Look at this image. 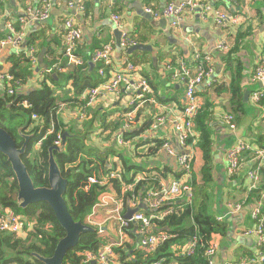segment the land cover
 I'll return each mask as SVG.
<instances>
[{
    "label": "crops",
    "instance_id": "crops-1",
    "mask_svg": "<svg viewBox=\"0 0 264 264\" xmlns=\"http://www.w3.org/2000/svg\"><path fill=\"white\" fill-rule=\"evenodd\" d=\"M183 1L187 0H0V39L7 35L6 26L8 24H14L15 30L24 35V40L18 49L7 48L0 51V72L2 74L9 73L13 67L10 61L13 56L28 58L31 76L27 77L24 82L18 78L21 86L16 89V94L24 95L38 90L45 80V83L56 91L59 98L58 103H61L60 101H77L78 107H73L70 110L66 105L59 106L58 104V110L61 106L65 107L58 114L67 125V119L71 123L73 119L78 120L76 115L77 109L80 107L81 99L79 97L87 90L81 95L75 96L71 81L58 84V73L64 76L68 69L78 68L81 69L82 77L89 75L94 81L99 82L97 86H100L112 75L120 72L123 59L126 57L123 56L122 48L116 46L115 30L121 33L120 37L122 34H127L135 39V44L149 46L150 52L135 51L130 54L134 55L129 60L126 58L137 70L136 77L139 76L146 80L151 90L153 89L149 97L154 96L147 100L150 102L149 105L145 107L149 103L147 102L139 107L136 113L137 116L139 115L138 121L135 122L132 129H140L143 123L150 122V118L154 120L159 116L163 117L166 122L156 132H150L148 129L147 134H142L136 139L123 140L127 144L119 146L117 139L119 136L123 137L124 133L122 118L119 120L121 124L116 132L111 134V126L104 130L105 132L102 134L104 139L100 138L99 145L104 152L109 148V141L115 143L116 151L122 155L125 152L128 153L124 154L125 158L131 161V166L139 169L137 174H146L150 180L149 186L159 189L161 185L168 186L171 181L179 180L183 175L177 165L176 156L170 155L164 147L154 151L155 146L152 141H161L175 153H186V150L182 151L178 146L174 133L175 125L180 123L178 117L184 104L185 87L177 79V69L183 60L178 57L177 66L174 68L169 65L171 58L178 51L186 55L184 56L187 57L186 60L191 57L190 62H192L194 53L200 57H209L212 73L209 78L204 79L196 87V96L201 106L212 114V119L209 122L205 121L204 130L200 131L194 125L192 137L187 141L188 153L193 156L192 177L189 181L194 177L197 186H202L198 194L196 193L197 195H195V188L193 190L196 203H204L205 209L212 213L216 219L220 218L226 223V237L217 236L218 249L214 264H240L250 261L257 253L255 236L245 234L254 226L251 212L258 201L257 193L256 196L254 193L256 190L250 189L249 181L246 178L248 172L253 168L255 159L252 152H244L238 172L229 177L226 171V153L240 141L258 149H264V98L260 105H254L250 100V95L254 88H261V85L253 86L249 83L251 73L255 70L260 58L264 56V0H240L238 5H234L231 0H193L201 7L185 12L178 30L169 29L168 19L154 20L144 13L145 9L161 11L168 3ZM46 3L49 4L47 19L43 21L31 20L30 12L41 9ZM134 3L141 5L142 14L134 7ZM206 6L221 10L231 17L238 16L239 20L236 23H229L227 27L219 26L214 22L211 13L203 15L205 13L203 9ZM113 15L120 17L121 29L115 26L112 20ZM67 17L73 18L81 30L82 36L77 47V54L83 59L84 65L56 71L53 67L63 64L65 60L63 21ZM20 18L25 19V24L18 22ZM185 38L189 42L184 41ZM221 42H224L228 47V51L223 54L217 51V45ZM108 44L113 45L110 64L107 65L105 76L100 77L98 75L99 65L91 61V54L96 49ZM231 47L233 49L229 51ZM124 53L128 55L127 50ZM143 53L145 55H142ZM41 54L43 67H40L39 61ZM20 62L24 67L25 63ZM186 66L189 69L193 68L191 65L186 64ZM85 67L86 70H84ZM240 68L241 70H239ZM41 74L42 76L39 78ZM44 76L48 82L43 79ZM51 79H55L56 84L52 83ZM0 89L4 90L1 83ZM233 91L238 92L236 96H233ZM246 93H248L247 100L244 99ZM123 98L126 97L123 96ZM232 100L236 105L231 104ZM116 101L121 100L111 99L96 103L87 111L84 127L81 130L92 136L95 134V127H99L98 123L101 118L105 117V123L108 122V125L110 122L118 121L123 106L120 107L121 104ZM238 101H242V105ZM109 102H112L115 109L112 116L108 118L104 113V107L106 104H111ZM117 115L118 117L115 118ZM228 115L233 117L235 124L233 131L223 120ZM72 128L75 132H79L76 127ZM202 132L210 134L207 164L200 147ZM105 137H108L109 141L105 140ZM144 139L148 141L143 143ZM135 145L139 146L135 147ZM129 150H134L135 155ZM196 155L200 161L198 168H195ZM115 160L119 161V158L114 156L110 158L112 164H116ZM119 165L121 167L120 161ZM206 167L208 168L207 172L205 171ZM260 173L261 181L258 186L264 184V164ZM103 196L108 201V205L100 206L98 211H105L114 206L112 197L116 194L111 187L102 193L96 204L99 202L100 205V199ZM143 196V193H139L135 197L134 205L124 202L123 218L129 210L135 209L141 204L145 206ZM175 202L179 205L185 204L186 196H180ZM237 203H243L239 211L229 208V205ZM138 212L148 213V210L139 209ZM100 215L104 217L102 213ZM186 243L174 245L172 251L183 248Z\"/></svg>",
    "mask_w": 264,
    "mask_h": 264
},
{
    "label": "trees",
    "instance_id": "trees-1",
    "mask_svg": "<svg viewBox=\"0 0 264 264\" xmlns=\"http://www.w3.org/2000/svg\"><path fill=\"white\" fill-rule=\"evenodd\" d=\"M129 38L135 41L134 38ZM30 43H32V40H30ZM232 49L233 47L229 51ZM122 53L128 60L134 55L128 56L123 50ZM142 55L145 54L143 53ZM184 56L186 55L182 52H176L173 54L169 65L175 68L177 66V58L181 57L185 61V64L194 67L195 62H190L191 57L186 60L187 57ZM10 61L13 67L10 69L9 74L14 79L18 80L19 78L24 82L27 77L31 76L30 60L28 58L24 56L16 58L13 56L10 58ZM20 61L25 63L24 67ZM100 67H103V65H99ZM86 69L85 67L84 70ZM104 69L106 70V67ZM228 69H230V66H228ZM57 77L59 80L58 84H61V82H72L75 96H79L86 90L96 87L99 83L94 81L89 75L82 77L81 69L78 68L68 69L64 76L58 73ZM54 80L51 79V82L56 84ZM237 82L239 83V81ZM237 93V91H233V96H236ZM58 100L56 91L52 90L45 83V80H43L40 89L24 95L15 93L14 96L10 97L4 90L0 89V127L13 138L17 148H20L24 143L22 135L30 136L21 160L27 168L35 188L48 186L49 151L55 148L54 142L58 134H61L62 137L64 134H67L62 151L55 150L52 153L62 177L68 182L63 198L69 215L74 222L86 224V217L91 213L93 206L97 203L102 193L107 191L108 187H111L116 195H121V184L118 180H111L104 186L98 184L88 186V178L93 176L106 177L109 172L115 170L116 165L110 162V158L113 156L119 158L121 162L123 180L126 183L132 181L131 176H135L139 172V169L131 166V161L125 158V155L128 154L127 152L124 153L125 155H122L116 151L115 143H111L108 137H105V140L109 141V148L104 152L102 150L93 151L86 148L85 140L87 135L73 131V128L69 124L66 125L60 119L58 114ZM24 102L29 104V108H23L22 103ZM60 102L74 103L73 101ZM238 102L242 105V101ZM149 104L150 102L145 107ZM231 104L233 106L236 105L233 100ZM124 113L122 111L121 116L117 119L118 121L110 122L108 125V127L111 126V134L119 128L121 124L119 120H122ZM33 115L40 121L39 124L31 119ZM138 117L139 115L136 116V123ZM210 119H212V114L209 110L207 111L206 108L201 106L196 114L194 124L201 131V129L204 130L205 121L209 122ZM105 120L106 118L103 117L99 122V131L97 133L100 136L99 138H101V135L107 128L104 126ZM153 121L150 118V122L143 123L140 129L124 131L123 140H132L139 138L142 134H147ZM205 133L207 134L205 135ZM201 136L200 147L207 164L209 160L210 134L208 132H202ZM146 141L148 140L144 139L142 142L146 143ZM37 142H40V146L38 147H36ZM152 143L155 146L154 151L163 147L162 142L159 140H156V142L152 141ZM132 152L135 155V151L133 150ZM205 171H208L207 167ZM149 183L150 180L138 183L132 192L123 195V201L127 203L129 199H136L135 197L139 193L145 194ZM189 183L192 187V199L190 203L179 205L177 202H174L171 206L172 213L162 222H158L155 230L151 229L153 234L162 231L170 239L160 245L154 253H146L137 249L135 238L132 237L134 239L132 245L125 243L123 247L115 249L118 264H151L153 261L160 259L164 260L163 264L209 263L204 254L207 247L206 244L214 236L226 237V223L223 220L218 221L212 213L204 208V203H196V197L194 198V196L198 194L202 186H197L194 177L191 178ZM194 188L196 190L195 195H193ZM263 190L264 184L262 183L254 192L255 196L257 193V200ZM17 193V181L11 165L6 157L0 153V211L10 209L21 217L25 233L22 237L0 233V264H43L37 258L33 257V254H37L43 258L51 257L58 242L65 236V232L56 221L51 208L46 203L39 202L22 209L17 203ZM128 229L133 230L134 226L131 224ZM194 236L199 239V246L192 255L187 256L182 254L181 248L178 251H172L174 245L188 242ZM101 242L97 238L96 233L87 232L82 234L76 247L67 252L63 264H79L80 257L77 256V253L85 250L95 251Z\"/></svg>",
    "mask_w": 264,
    "mask_h": 264
},
{
    "label": "built area",
    "instance_id": "built-area-1",
    "mask_svg": "<svg viewBox=\"0 0 264 264\" xmlns=\"http://www.w3.org/2000/svg\"><path fill=\"white\" fill-rule=\"evenodd\" d=\"M240 0H231L234 5H238ZM72 6V4H70ZM197 7H201L193 0H187L178 3H168L161 11H152L151 9H145L144 13L149 15L152 19L158 20L165 18L169 20V29L178 30L183 15L187 11H192ZM83 10V8H80ZM198 9V8H197ZM49 11V4L46 3L41 9H36L30 12V19L33 21H43L47 19ZM203 15L211 13L214 22L222 27H227L229 23H236L239 20L238 16H229L221 10H215L211 7H204ZM112 20L118 29H121V20L118 15H113ZM25 19L20 18L18 22L25 24ZM64 25V62L59 66H54L56 71H63L67 67H82L84 61L77 54V47L81 41V30L75 24L73 18H65ZM7 35L0 39V51L7 48L18 49L24 40L22 32H17L14 28V24H8ZM184 41L189 42L187 38ZM135 45L127 34H122L120 40V48L123 51ZM113 51V45L108 44L100 49H96L91 54V61L94 64L103 65L98 70L100 77L105 76V67L110 64L111 53ZM217 51L221 54L228 51V47L224 42L217 45ZM192 62H195V66L189 69L186 64L181 62V65L177 69V79L184 85V104L181 109L180 123L174 127V133L177 137L178 146L186 153H175L168 145L163 147L168 151L170 155H175L177 159V165L179 170L182 171L181 179L173 180L168 186H163L159 189L154 186H148L143 196V202L148 210V214L143 212H137L133 214L130 220H126L122 216V208L124 205L123 195L128 192H132L138 183L148 181L146 174L139 173L135 176H131V182L126 183L123 180V171L119 165V161L116 162V169L109 172L106 177L93 176L88 178L87 185L98 184L100 186L107 185L111 180H118L121 184V195L112 197L113 207L105 211H98L100 206L106 207L108 201L103 196L100 199V205L95 204L91 210V213L86 217V225L95 229L97 238L101 240L99 247L95 251L85 250L77 253L80 257L79 264H118V257L115 254V249L123 247L125 242L124 238L128 237V244L132 245L135 238L138 249L146 253H154V251L166 242L170 237L164 232L160 231L155 234L151 232V229L155 228L158 222H162L168 215L172 213V207L169 204L174 203L180 196H186V203H190L192 199V187L190 185V177L192 176V162L193 156L188 153L187 141L192 137L194 130V120L196 114L201 107L197 96L196 87L204 80L209 78L212 73L210 67L209 57H200L197 53H194ZM137 70L135 67L127 61L126 58L122 62V70L115 73L105 83L100 86L92 87L88 89L79 99L80 107L77 109V115L79 119H84L87 111L94 107V105L100 101H109L111 99L121 100L123 96L128 99L127 105L123 106L125 112L122 116L123 124L122 129L124 131H130L135 124L137 111L141 105L149 102V95L152 94V90L146 80L141 77H136ZM0 83L3 85L5 93L12 97L16 93V89L21 86L19 80L9 73L0 72ZM249 83L253 86L261 85V88H254L250 95V100L254 105H260L261 100L264 98V56L260 58L255 70L251 73ZM120 103V101H116ZM112 104V102H109ZM23 108H29L27 102L22 103ZM64 106H61L58 110L62 111ZM72 114V113H71ZM121 116V115H120ZM32 120H36L35 115L32 116ZM225 124L231 131L235 129L233 117L231 115L224 117ZM163 117H157L151 124L149 131L156 132L163 127L165 123ZM117 143L119 146L127 144L123 141L121 136L118 137ZM40 146V142H37L36 147ZM55 147H62V136L58 134L54 142ZM129 149H131L129 147ZM244 152H252L254 155L255 163L251 171L248 172L246 178L249 181V187L251 190H257L259 188V182L261 181V167L264 164V149H258L243 141L238 142L235 146L231 147L226 153V171L229 177L234 176L241 166V156ZM185 178V179H184ZM135 199H129L128 203L134 205ZM243 203L231 204L229 208L233 211H239ZM170 207V208H166ZM103 214L104 217L100 214ZM218 221L222 219H218ZM251 220L254 223L252 229L246 231V235H253L256 239L255 248L257 253L253 259L248 262L240 264H264V190L260 193L258 201L255 204L251 212ZM133 225L134 229L129 230V225ZM112 225L113 230L118 228V235L116 239H112L109 233V227ZM23 222L14 211L10 209H4L0 211V233L11 234L17 237L24 236ZM217 236L206 244L205 256L209 261L208 264H214V258L218 249ZM130 242V243H129ZM199 246V239L194 236L186 245L181 248V253L187 256L192 255L196 248ZM174 249L173 252L178 251ZM164 260H155L151 264H163ZM232 264V263H226Z\"/></svg>",
    "mask_w": 264,
    "mask_h": 264
},
{
    "label": "water",
    "instance_id": "water-1",
    "mask_svg": "<svg viewBox=\"0 0 264 264\" xmlns=\"http://www.w3.org/2000/svg\"><path fill=\"white\" fill-rule=\"evenodd\" d=\"M133 5L137 11L142 14L141 5L139 3H134ZM114 36L116 38V46L119 47L121 33L118 30H115ZM135 51L150 52L151 48L149 46L135 44L127 49V54L130 55ZM41 56L42 54L39 55L40 67H43V64L41 63ZM247 97L248 93L245 94L244 99L247 100ZM66 135L67 134H64L62 137V147H55L49 151L48 186L35 188L27 168L21 160V156L25 152L30 136L22 135L24 143L20 148H17L13 138L0 127V153L6 157L15 175L18 186L17 203L19 207L25 209L31 204L39 202L46 203L51 208L56 221L65 232V236L58 242L51 257L43 258L37 254H33V257L37 258L43 264H63V260L67 252L76 247L82 234L87 232L95 233L94 228L72 220L63 198L68 182L62 177L52 152L55 150L60 152L62 151ZM139 209L146 210V207L141 204L137 208L129 210L124 218L126 220H130L133 214L137 213ZM153 230H155V228H153Z\"/></svg>",
    "mask_w": 264,
    "mask_h": 264
},
{
    "label": "rangeland",
    "instance_id": "rangeland-1",
    "mask_svg": "<svg viewBox=\"0 0 264 264\" xmlns=\"http://www.w3.org/2000/svg\"><path fill=\"white\" fill-rule=\"evenodd\" d=\"M42 76V74L41 75H39V78ZM43 79H46L45 78V76L43 77ZM42 79V80H43ZM46 81L48 82V80L46 79ZM61 84H63V82H61ZM74 103H58L59 104V106L60 105H62V104H64V105H66L67 106V109H72L73 107H78L77 106V102L76 101H73ZM127 103H128V99L127 98H122L121 99V101H120V104H121V106L120 107H122V106H124V105H127ZM114 109H115V107H113V105L112 104H106V106L104 107V113H106L107 114V116H108V118L109 117H111L112 116V113L114 112ZM77 118H78V120L77 119H73L72 121V123L69 121V119H67L66 121H67V125L68 124H71L72 125V127H76V129H78V131H79V133H81V134H85V132L84 131H82L81 129H83V127H84V122H85V119L83 120V121H80L81 119H79V117L78 116H76ZM86 117V116H85ZM118 117V115L115 117V118H117ZM99 119V118H98ZM35 121V123H40V121L38 120V119H36V120H34ZM108 123V122H107ZM107 123H105L104 124V126H106V127H108V124ZM70 125V126H71ZM100 125V123H98V126ZM73 131H74V129H72ZM98 131H99V129L97 128V127H95V134H93L92 136H89V133L87 132V137H86V140H85V146H86V148H88V149H90V150H93V151H98V150H102L103 148L102 147H100V136H99V134H97L98 133ZM101 138H102V135H101ZM102 139H104V137L102 138ZM105 143H107L106 141H104ZM108 144V143H107ZM108 146V145H107ZM118 149V148H117ZM119 151H120V149H118ZM91 153L94 155V153L91 151ZM198 162H200L199 161V158H198V156L196 155V165H195V168H198L199 167V165H200V163H198ZM116 163V162H115ZM131 163V162H130ZM193 170V169H192ZM192 177V176H191ZM114 227V226H113ZM113 227H112V225L109 227V233H110V236H111V238L112 239H116L117 238V235H118V228L117 227H115V231L113 230ZM128 241H129V239H128V237H126V238H124V242L125 243H128ZM137 249H138V247H137ZM140 250V249H139ZM142 251V250H141Z\"/></svg>",
    "mask_w": 264,
    "mask_h": 264
}]
</instances>
